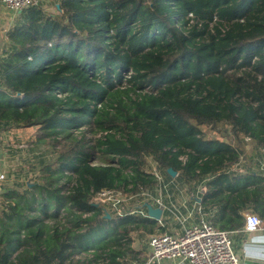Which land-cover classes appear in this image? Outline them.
Returning <instances> with one entry per match:
<instances>
[{
    "label": "trees",
    "instance_id": "16d2710c",
    "mask_svg": "<svg viewBox=\"0 0 264 264\" xmlns=\"http://www.w3.org/2000/svg\"><path fill=\"white\" fill-rule=\"evenodd\" d=\"M57 5L19 12L0 57V132L36 128L55 154L39 182H0V264L137 261L131 234L162 227L92 197L152 192L149 160L166 182L204 183L218 230L263 219L264 178L231 169L247 144L264 150V0Z\"/></svg>",
    "mask_w": 264,
    "mask_h": 264
},
{
    "label": "built area",
    "instance_id": "2783aa9c",
    "mask_svg": "<svg viewBox=\"0 0 264 264\" xmlns=\"http://www.w3.org/2000/svg\"><path fill=\"white\" fill-rule=\"evenodd\" d=\"M43 1L0 0V4L5 10L16 14L28 8H37ZM184 159L183 157L180 158L182 161ZM149 164L151 173L156 180V189L154 188L152 192H142L131 196L120 190H101L94 193L92 202L106 206L108 211L113 212L117 217L135 214L149 218L147 212L143 210V206L140 205L135 208L136 210H129L128 212L123 210L124 207H127V203L137 200L139 197H145L148 198L149 204L161 210V216L157 222H160L164 216H171L179 225V234H157L150 236L148 241L150 259L156 264L163 261L186 264H241L235 253L231 234L213 227L206 220L198 203H193L191 208H188V204H182V209H177L174 207L170 196L164 197L163 200L162 194H166L168 188H174V186H172V181H164L152 160H149ZM259 170L264 175V150L261 151ZM3 180L4 176L0 174V182ZM192 212L199 216L196 222H189ZM260 226L261 220L257 215L247 214L244 220V232H256Z\"/></svg>",
    "mask_w": 264,
    "mask_h": 264
},
{
    "label": "rangeland",
    "instance_id": "374dc122",
    "mask_svg": "<svg viewBox=\"0 0 264 264\" xmlns=\"http://www.w3.org/2000/svg\"><path fill=\"white\" fill-rule=\"evenodd\" d=\"M50 12H53V10H50ZM220 129L221 134L213 132L208 133V131L205 130L206 137H220L228 132L226 125H222ZM36 136V128L0 132V174L4 176V180L1 182L3 185L15 188L25 183L33 184L34 182L40 181L39 174L41 168L46 164H50L55 158V154L51 146L47 144H36ZM260 156V150H256L251 144H247L245 146L244 158L241 157L239 163L236 164L231 171H237L239 174H245L247 172L256 173L264 178L263 173L259 170ZM148 165L150 164L148 163ZM202 187V183L196 186V188L193 189V191H196L193 195L198 196V192L202 190ZM190 194L191 191L179 185V187L176 186V188H168V192L166 194L163 193L162 198L164 200V197L170 196L174 207L182 209V204H188V199H190L188 196H190ZM144 204H149L148 198L139 197L137 200L127 203V207H124L123 210L128 212L137 205L142 207ZM149 205L155 208V206ZM111 213L113 214V212ZM169 217L170 218L167 217L166 221L170 222L171 220L177 224L171 216ZM131 236L134 238L136 244L137 241H139L143 248L147 246L149 235L137 232L132 233ZM88 258L91 259V257L87 255H82L80 257L82 261L89 260Z\"/></svg>",
    "mask_w": 264,
    "mask_h": 264
},
{
    "label": "crops",
    "instance_id": "0c3cea01",
    "mask_svg": "<svg viewBox=\"0 0 264 264\" xmlns=\"http://www.w3.org/2000/svg\"><path fill=\"white\" fill-rule=\"evenodd\" d=\"M40 6L44 8V11L47 14H51V15L55 14L56 13L55 10L57 9L56 8L57 0H44ZM50 10H53V12H50ZM17 16H18V13L14 14L10 11H7L0 4V55L1 57L4 51L8 47L7 41H6L7 33L16 23L18 19ZM245 174H252V173L247 172ZM202 184L204 186V183ZM172 186L176 188V186L179 187V184L174 180L172 181ZM193 188L194 186L190 190H188V191H191L190 196H188L190 198L188 199L189 200L188 208H191L193 203L195 202L198 203L202 209V212L206 220L213 227H215L217 225V220L220 219L218 215L219 207L213 206L205 210L201 204L202 202L201 193L203 192V187H202V190H200V192L197 191L198 196L193 195L196 192V191H193ZM137 206L135 208H137ZM250 213L257 215L256 213H253L250 209L240 212V215L243 217V222L247 214H250ZM167 217L168 216H164V218L160 222H157L159 227H162L163 232L161 231L158 232L157 230L155 232L156 235L157 234H179V231H180L179 225L172 222L171 220L170 222L166 221ZM198 219H199V216L195 212H192L189 222H196ZM260 220H261V226L256 232H253V233H246L244 232L243 229L234 230V231H226L231 234V238L233 241V247H234L235 253L237 254L241 264H264V218ZM153 235H149V238L150 236H153ZM149 238H148V241H149ZM132 239H133V243L131 246H132V249L138 253V256H137L138 260L132 261L131 264H156L150 259L151 256H150L148 243H147V246L143 248L142 245L139 243V241H137V244H136L133 237ZM97 264H100V263H97ZM160 264H186V263L163 261Z\"/></svg>",
    "mask_w": 264,
    "mask_h": 264
},
{
    "label": "water",
    "instance_id": "95a60500",
    "mask_svg": "<svg viewBox=\"0 0 264 264\" xmlns=\"http://www.w3.org/2000/svg\"><path fill=\"white\" fill-rule=\"evenodd\" d=\"M56 8H58V5L56 6ZM167 173L169 174V176L171 178H174L176 176V173L173 172L171 169H168L167 170ZM145 209H146V212L149 216V218L155 220V221H158L160 219V216H161V210L160 209H157V208H152L149 204H144ZM106 218L109 219L110 216L108 213H106Z\"/></svg>",
    "mask_w": 264,
    "mask_h": 264
}]
</instances>
